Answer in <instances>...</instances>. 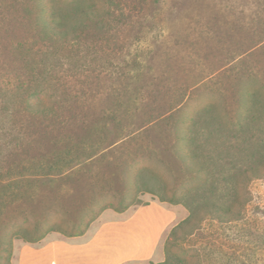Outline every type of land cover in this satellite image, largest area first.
Instances as JSON below:
<instances>
[{
	"label": "rangeland",
	"instance_id": "rangeland-1",
	"mask_svg": "<svg viewBox=\"0 0 264 264\" xmlns=\"http://www.w3.org/2000/svg\"><path fill=\"white\" fill-rule=\"evenodd\" d=\"M40 1L0 0V264L104 225L124 264L167 250L175 264H264V109L235 126L246 89L264 107V0H94L99 16L64 37L43 31ZM40 87L47 112H26ZM201 119L213 135L197 151L181 134L198 136ZM234 192L241 220L202 207ZM165 209L176 218L162 235ZM137 240L146 253L133 257Z\"/></svg>",
	"mask_w": 264,
	"mask_h": 264
},
{
	"label": "trees",
	"instance_id": "trees-1",
	"mask_svg": "<svg viewBox=\"0 0 264 264\" xmlns=\"http://www.w3.org/2000/svg\"><path fill=\"white\" fill-rule=\"evenodd\" d=\"M63 1H57V0H41L40 4L38 5L37 15L38 19L43 24L42 28L43 31L48 32L52 34L54 37H64L68 33V23H70L73 20H80L84 22H90L93 21L94 17L99 16L98 13V7L94 0H66L63 4ZM68 6L69 8L72 7L71 11L69 12L65 6ZM68 8V9H69ZM28 88H31L27 86ZM23 88V86H19V89ZM32 89V88H31ZM258 91L254 90V88L251 89L248 88L245 90V92L241 95V114L239 115L238 121L235 123V126L237 129H239L242 133L246 132L247 129L251 130L250 126L255 125L254 121L257 119V117H254L256 114V111H259V109H264V107L260 104V108L258 106V103L261 102L262 96L258 95ZM25 103V111L28 113H36V114H45L47 112V100L44 96V90L42 87L33 89L31 92L27 94V96L23 99ZM215 119V118H214ZM210 121V120H209ZM213 121V119H212ZM211 124L208 122V120L201 119L200 122V128L195 131L198 136L190 137L189 132L184 131L185 133L181 134V141L185 142V146H188V144L191 142L193 145L197 147V151L202 149V145L200 146L204 140L202 137L206 136V134L213 135L212 130L210 128ZM237 129L230 128L229 131L231 133H237ZM221 128L217 127L215 132H220ZM240 132V133H241ZM201 136V137H200ZM245 137V135H243ZM202 139V140H201ZM248 140V138H247ZM199 143V144H198ZM197 144V145H196ZM181 153L183 155V159L186 161L188 158H192V155L189 154V152L186 150V148L181 149ZM260 165L264 164V155H262V159L259 161ZM199 172H201L199 170ZM253 177L257 178L262 175L261 168H254L253 169ZM232 199L230 205L228 207H223L220 202L219 203H211L202 206L205 209H208L209 214H213L216 216V218L221 222H232V221H238L241 220L243 216H239L241 214V211L233 212L235 206L238 204L239 206H243L246 202H240L238 198L240 195L238 192H234L232 194ZM173 202H176L175 200H172ZM192 210L191 215L185 219L182 223H180L178 226H176L171 234V244L174 243V241L179 240L178 239V231L184 230L187 228H190L193 226L194 222L196 221V215H198L200 212V209ZM199 210V211H198ZM196 211V213H195ZM235 213V214H233ZM232 214L234 216H232ZM202 221V220H200ZM195 227H193L191 230H188V236H192L196 232ZM42 238V237H40ZM40 238H37L35 240H29V241H38ZM168 252V258L161 263L157 264H175L173 261V257H171V253L169 250ZM184 263V262H183ZM182 261H180L179 264H183Z\"/></svg>",
	"mask_w": 264,
	"mask_h": 264
},
{
	"label": "crops",
	"instance_id": "crops-1",
	"mask_svg": "<svg viewBox=\"0 0 264 264\" xmlns=\"http://www.w3.org/2000/svg\"><path fill=\"white\" fill-rule=\"evenodd\" d=\"M131 208L125 209L120 213H124ZM163 212L173 216V218L172 221L170 220L165 225L162 235L169 229L176 218V214L171 213L167 209L163 210ZM105 213H108V211H105L100 216L102 217ZM105 228L106 226L104 225L102 228L93 231L91 226L84 235L64 237L65 239L59 240L57 244H32L19 247V253L24 252L26 256L25 258L24 256L17 257L18 261L15 264H124L128 262L130 260L129 257H122V253L126 252L123 251L124 248L122 246L116 248L113 241L108 239L112 231H105ZM159 243H157L156 248L159 247ZM135 244L136 246L131 250L133 251L132 254H134L133 257L137 253H146L144 243L140 244V241L137 240ZM156 248L151 253L155 252Z\"/></svg>",
	"mask_w": 264,
	"mask_h": 264
}]
</instances>
